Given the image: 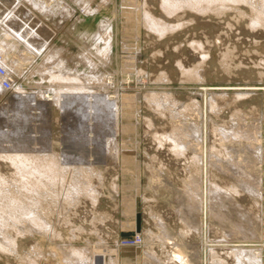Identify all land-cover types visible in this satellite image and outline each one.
Masks as SVG:
<instances>
[{
    "label": "rangeland",
    "instance_id": "1",
    "mask_svg": "<svg viewBox=\"0 0 264 264\" xmlns=\"http://www.w3.org/2000/svg\"><path fill=\"white\" fill-rule=\"evenodd\" d=\"M48 1L53 7H56L54 0ZM63 1L74 9V15H69L63 22H53L54 16H52L53 20L48 18L50 16L45 11H34L39 20L54 30L42 54L30 53L24 49L23 45L15 46L10 49V52L8 50V52L2 53L7 58H5L6 62L14 67L11 71L14 79L13 85L17 86L18 84L26 91L33 92L37 89L46 90L48 84L51 86V83L55 86L65 83V81H58L57 79L51 80L53 82L50 81V73L57 71V68L52 59L50 57L47 59L45 55L49 54L50 49L55 48L65 50L64 52L62 49V56L66 53L64 57L71 69L68 71L71 74L74 72L82 74L83 72L82 76L84 77L90 73V68L81 62V55L85 54L97 65L96 70L99 74L113 76V83L109 86L110 88H102L103 79L100 82L99 80H91L90 84L99 88L97 92L99 97L104 96L106 92L109 95L113 94L118 87V102L122 110L118 122L119 127L117 133L114 134L116 126L113 117H111L113 112L109 109L106 110L109 107L106 105L103 107L100 105V107L96 104L94 109L91 108L94 116L90 115L88 113L90 109L85 107L84 112L87 118L81 120L80 125L82 126H77L75 124L78 121V113L75 111L79 106L77 102L68 109L62 110L51 101L45 100L39 102L41 104L39 108V104L36 106L24 97V104L19 103L11 111L9 108H12V104L16 101L13 100L10 92L0 93V149L3 150L0 152H11L14 149L18 150L21 146L25 148V152H31L29 154L37 156L39 161L41 159L47 161L51 156L50 154L54 152L57 155L54 157L56 156L58 159L60 156L59 160L61 159L58 160V164L61 162L58 167L61 171L56 168L57 171H60V175H58L60 178L57 176L53 180V184L50 182L51 185L44 179L45 183H43L45 186L49 185L46 187L49 190L44 188V185L38 186L36 190L20 188L17 185L19 182L17 174L13 173V169H10L2 158L0 159L1 172L9 173L8 179H13L8 180L9 183L4 185L5 191L8 194H11L10 191H12V195L15 194L14 197L16 196L17 199L21 198L25 204L30 203L32 205L33 202L37 201V205H40L31 207L32 210H37L38 213L45 216V220L47 218V221L50 216L48 225H51H49L51 230L47 231L49 235L48 233L45 235L46 232L41 227H35L30 222L28 225L27 222L23 221L26 216L23 213L24 210L10 209L11 207L6 206V201L1 200L3 204L0 207L4 209L2 218L4 220L0 222V240H2L4 233L5 235L9 234L8 236L14 239L15 246L5 242L0 245V264H67L66 258L68 260L71 258L73 260H70L71 262L74 260L77 262L76 256L71 253L73 247L87 249L84 253L87 255L88 262L92 261L94 256L108 253L107 250L111 248L114 250L115 253L110 256L113 259L112 263L110 260V262L108 260L106 262L94 260L95 264H163V262H166L165 264H181V261L178 260V263L173 257L172 251L176 248L183 249L185 256L189 257L187 258L189 264H251V262L264 264V29L258 30L260 27L257 26L250 28L249 16L236 20L232 11L216 16H207L190 11V8L185 7L174 12L175 15L173 13L169 16L162 11L159 4L160 0ZM142 2L144 5L147 4V6L145 5L146 8L154 15L169 23L185 21L187 24V20L190 23L184 25L185 23L182 22V25L174 31L165 33L166 36H159L144 25V21L142 22ZM85 6L90 9L89 13L83 10ZM244 10L250 14L248 8L244 7ZM101 19H108L112 25L110 31L112 46L108 54L98 52L89 46L90 34L97 30V23ZM33 20L35 22L36 19L33 18ZM248 22L249 27L246 26ZM2 35H4L3 26L0 27V38L3 37ZM193 40L202 41V49L208 51L207 56L197 55L191 49L190 44ZM78 53L82 54L79 55ZM179 59L185 67L187 66V69L191 68L189 73L183 74L179 69L177 64ZM54 67L55 69H53ZM50 68L51 70L47 72ZM192 69L197 70L199 76L194 74ZM159 77L164 78L162 80ZM84 80L81 78L78 82L87 85V79L86 82ZM71 81L67 80L66 84H74L75 81ZM69 90L67 89V91ZM148 94L154 97L157 95V98L159 95L165 97L161 99L159 97L160 102L167 106L164 109L165 115H162L155 106H152L154 109L150 107L152 104L149 105L146 100L147 97H150ZM145 95H147L146 98ZM94 98L89 100L96 102L97 100ZM165 99L166 102H164ZM105 100L107 101V99ZM212 100H215L217 105L211 107ZM84 102L81 103L82 107L89 105L85 99ZM94 103L92 102V104ZM198 103L199 105H197ZM168 108H171L172 115ZM97 109L98 111H95ZM97 113H100V116ZM90 116H93V119L90 120ZM101 116L103 122H100ZM18 117L21 119L19 120ZM101 126L103 127L100 128ZM181 126L188 131L194 128L201 130L204 139L202 142L203 152L206 151L208 155L207 159L204 155V162L192 161L189 156H182L184 158L168 156V153L161 152L162 149L158 146L157 136L165 132L170 133L175 128H181ZM219 128L230 131L229 134L227 133V137H221L222 134H218ZM10 129L14 130L11 131ZM15 129L19 130L15 133ZM6 131H11V134L6 133ZM110 133L112 136L114 135L113 139L117 140L119 146V153L116 155L110 154L105 149L107 140L109 137L112 138ZM245 136H249V139H246ZM258 146L263 147L262 158L259 156V160L257 154L253 152ZM233 148H237L242 154L244 151L249 156V161L241 162L235 160L234 156H232L234 159L228 157L226 152L233 150ZM230 152L232 153V151ZM43 153L46 156H42ZM62 158H65L64 161L69 160L68 163L70 164H62ZM228 160L236 163L230 161L231 164ZM231 166L233 169L238 167L235 168L237 174ZM246 171H249V174ZM78 173H80L79 176ZM242 173L247 176L244 177ZM238 174L242 175V178ZM83 175L86 180H83ZM76 176L78 177L75 178ZM80 177L83 182L79 180ZM194 180L196 183H193ZM75 181L79 182L76 184L78 187L80 186L81 191L73 190L76 193L71 192V195L69 193ZM212 182L213 186L211 185ZM243 182L258 188L259 195H249L250 193L242 186ZM214 183L219 187L222 186L219 192L213 189ZM196 184H199L197 187L200 190H197V195L195 194ZM232 185H234L233 188ZM191 186L196 188L192 189ZM57 187L59 188L58 191L54 192ZM85 187L90 189L85 191ZM20 190H22L21 193ZM188 190L190 191L188 192ZM30 193L32 194L30 195ZM53 193L55 196L51 195ZM77 193V196H73ZM80 193L86 194L81 195ZM24 195L28 197L26 198ZM47 195L48 197H46ZM34 197L40 199L36 200ZM42 208L48 211H44ZM137 214L140 216L139 230L136 229ZM18 219H22V221ZM7 227L9 230L6 229ZM20 227L21 229L24 227V230H21ZM18 229L19 232L20 230L22 232L19 233ZM42 230L43 232H41ZM13 231L15 232L14 237L12 236ZM51 232L55 234H51ZM54 235L55 238H53ZM172 244L174 245L172 246ZM11 246L14 249H11ZM242 247L243 249H241ZM251 249L259 260L253 255H249ZM35 250L39 253L36 254ZM245 255L247 256L244 257V260L243 256ZM238 258L241 259V262ZM26 259L28 260L26 261ZM144 259L146 261H143ZM246 260L249 263H245ZM255 260L257 261L255 262ZM182 264L186 263L182 262Z\"/></svg>",
    "mask_w": 264,
    "mask_h": 264
},
{
    "label": "bare ground",
    "instance_id": "2",
    "mask_svg": "<svg viewBox=\"0 0 264 264\" xmlns=\"http://www.w3.org/2000/svg\"><path fill=\"white\" fill-rule=\"evenodd\" d=\"M51 1V0H50ZM55 1V6L56 7H53V5L48 1V0H0V25H2L3 26V31H4V35H2L3 37L2 38H0V66H2L3 67V69L6 71V72H10V74H11V71H13V66H11L10 64H8L7 62H6V57H4V55L2 54L3 52H5V51H7L8 52V50H9V52L11 51L10 49H12L13 47H15V46H18V45H23L24 46V49H26V51H28V52H30V53H35V54H42L43 53V51H45V48L47 47V45H48V43H49V39H50V36L53 34V29L51 28V27H49L47 24H45L42 20H39V18L37 17V15H36V13L34 12L35 10L36 11H39V12H46L50 17H48V18H50V19H52V16H54L53 18H54V20H53V22H59V21H64V19H66L69 15H74V9L67 3V2H65V1H63V0H54ZM62 1V2H61ZM75 2H77L78 0H74ZM82 1V0H81ZM145 2V1H144ZM146 3V2H145ZM159 4H160V6H161V9H162V11L164 12V14H166V15H173V13L174 12H177V11H179V9L180 8H185V7H188V8H190V11L192 10V11H194V12H197V13H199V14H201V15H207V16H210V15H214V16H216L217 14H220V13H225V12H228V11H232V14L234 15V17H235V19L237 20H240L241 18L243 19V18H246V17H248L249 18V21H250V23H251V26H250V28H255L256 26L257 27H260V28H258V30L259 29H264V0H160V2H159ZM146 6H147V4H145ZM144 5V3L142 2V10H141V16H142V22L144 21V25H146L149 29H151V30H153L155 33H157V35H159V36H163V35H165V33H167V32H169V31H174L177 27H180V25H182V22H184L185 24L184 25H187V24H189L190 23V21H188L187 20V24H186V22L185 21H181V23H169L168 21H165V20H163L162 18H160V17H157L156 15H154L149 9H147L146 8V6ZM138 6V5H137ZM244 7H246V8H248V10H250V14L247 12V11H245L244 10ZM188 8H186V9H188ZM182 9V10H183ZM83 10H85V11H90V9H88L87 8V6H85L84 7V9ZM189 11V10H188ZM189 11V12H190ZM76 12V11H75ZM89 13V12H88ZM91 13V12H90ZM183 13V12H182ZM176 13H174V15H175ZM184 15V14H183ZM166 17V16H165ZM172 17V16H171ZM33 18L34 19H36L35 20V22H33L34 20H33ZM77 19H79V17H77ZM171 19V18H170ZM33 20V21H32ZM190 20V19H189ZM175 22V21H174ZM189 22V23H188ZM192 22V21H191ZM56 25V24H55ZM144 25H143V27H144ZM2 26H0V27H2ZM57 26V25H56ZM246 26H248L249 27V22L246 24ZM111 27H112V25H111V23L109 22V20L108 19H101V20H99L98 21V23H97V30L96 31H94L92 34H90V42H89V46H91V47H93L94 49H96L98 52H103V53H105V54H108L109 53V51H111V46H112V44H111ZM183 27V26H182ZM182 29V28H181ZM150 30V31H151ZM252 30V29H251ZM255 30V29H254ZM152 31V32H153ZM153 32V33H154ZM248 32H249V30H248ZM175 33V32H174ZM166 36V35H165ZM164 36V37H165ZM168 36V35H167ZM9 38H11V39H9ZM88 38V37H87ZM88 42V41H87ZM101 44H103V46H101ZM189 44V43H188ZM205 44V43H204ZM189 47V46H188ZM190 47H191V49L193 50V51H195L196 53H197V55H199V54H202V56H207L208 55V51H204V49H202L203 48V46H202V41L200 42V40H193L192 41V43L190 44ZM18 48V47H17ZM60 48V47H59ZM16 49V48H15ZM63 49V48H62ZM62 49H50L49 51H48V53L49 54H46L45 56H46V58L47 59H52V61L56 64V65H54L56 68H57V71H54V72H51L50 73V78L48 77V79H50V81L51 80H53V79H57L58 81H65V83H61V84H58V85H54L53 83H51V82H53V81H51L50 83H51V86L48 84V88L46 89V90H39V89H37L36 91H33V92H30L29 90L28 91H26L25 89H23L20 85L18 86V84H17V86H15V85H11V84H9V87L8 88H6L5 86H3V84H2V80H0V93H2V92H10L11 93V95H12V97H13V100L14 101H16V103H14V104H12V108H9V110H13L19 103H23L24 104V97H26V98H28L29 99V101L28 102H31V103H33V104H39V102L40 101H45V100H49V101H51L52 103H54V104H56L57 106H59L60 107V109H62V110H64V108H69L73 103H79L78 105V107H77V109L75 110L76 111V113H78L77 114V117H78V121L77 122H75V124L77 125V126H82V125H80V123L82 122L81 120H84V118L86 119L87 117H85V112H84V109H85V107H88L90 110L88 111V109H87V111H88V113L91 115L93 112H92V110H91V108H93L94 109V106L97 104L98 106H104V105H106V106H109L106 110H108L109 109V111H111L112 110V112H113V114H112V116L111 117H113V119H114V121H113V119H112V121L114 122V124H115V126H116V130H115V132H114V134L115 133H117V131H118V127H119V124H118V122H119V118H120V113H121V106L119 105V102H118V87H116V89H115V91H114V93L113 94H111V95H109V93L108 92H106L105 93V95L104 96H101V97H99L98 96V94H97V92H98V87L97 86H95L94 84H90V81L92 80V81H94V80H99V82H100V80H102L103 81V84H101L102 85V88H104V89H106V88H108L109 86H111V84L113 83V76H102V74H99L98 73V70H96L97 69V65L91 60V59H89V57L88 56H86L85 54H83V55H81V54H79V55H81V62L82 63H84L88 68H90V73H87L84 77L82 76V74H83V72H82V74H80V73H78L77 71V73H70L69 71L71 70L69 67H68V63H67V61H66V59H65V55H66V53H65V55L64 56H62V54H63V50ZM206 50V49H205ZM21 51V50H20ZM192 51V52H193ZM25 52V51H24ZM64 52H65V50H64ZM190 52V51H189ZM71 53V52H70ZM7 54V53H6ZM95 54V53H94ZM3 55V56H2ZM49 55V56H48ZM69 55V54H68ZM73 55V54H72ZM76 55V54H75ZM48 56V57H47ZM69 56H71V54L69 55ZM95 56V55H94ZM108 56V55H107ZM22 57H24V56H22ZM50 57V58H49ZM77 57V56H76ZM6 58V59H5ZM31 58H32V56H31ZM30 58V59H31ZM45 58V59H46ZM73 58V57H72ZM78 58H79V56H78ZM22 59V58H21ZM24 59V58H23ZM27 59V58H26ZM29 59V60H30ZM71 59V58H70ZM108 59V58H107ZM200 59H202L201 57H200ZM208 59V58H207ZM28 60V59H27ZM69 60V59H68ZM10 61V60H9ZM70 61V60H69ZM76 61V60H75ZM183 61V60H182ZM201 61V60H200ZM22 62V61H21ZM53 62H51V63H53ZM80 62V61H79ZM14 63V62H13ZM75 63V62H74ZM74 63H72V64H74ZM263 63V62H262ZM177 64H178V66H179V69L182 71V73L184 74V73H189L190 71H191V68L190 69H187V66L185 67L184 66V64L181 62V59H179V60H177ZM18 65H19V63H18ZM53 65V64H52ZM199 65V64H198ZM51 67V66H50ZM55 67L53 68V69H55ZM76 67V66H75ZM74 67V68H75ZM189 67V66H188ZM29 68V67H28ZM48 68V67H47ZM39 69V68H38ZM70 69V70H69ZM82 69V68H81ZM95 69V70H94ZM196 69V68H195ZM51 70V68L49 69V70H47V72L48 71H50ZM69 70V71H68ZM86 70V69H85ZM23 71V70H22ZM163 71V70H162ZM180 71V72H181ZM192 71L194 72V74H198V71L197 70H193L192 69ZM15 72V71H14ZM13 72V73H14ZM12 73V74H13ZM86 73V72H85ZM47 74V73H46ZM49 74V73H48ZM193 74V75H194ZM262 74V73H261ZM200 75H202V74H200ZM9 75H7V77H8ZM42 76V75H41ZM45 76V75H44ZM198 76H199V74H198ZM17 77V76H16ZM161 77H162V75H161ZM161 77H159V78H161ZM10 78V77H9ZM81 78H83V79H87V85H85V84H83V83H81V82H78V81H80V79ZM164 78V77H163ZM163 78H161L162 80H163ZM18 79V78H17ZM198 79V78H197ZM200 79H202V78H200ZM12 80H14L13 79V77H12V75H11V78H10V81L12 82ZM67 80H72L71 82H73V81H75L74 82V84H66V81ZM84 80V81H85ZM95 81V82H96ZM101 81V82H102ZM145 81V80H144ZM184 81V80H183ZM86 82V81H85ZM84 82V83H85ZM163 82V81H162ZM70 83V82H69ZM12 84H13V82H12ZM20 84V83H19ZM52 85H54V86H52ZM50 86V87H49ZM40 88H41V86H40ZM110 88V87H109ZM43 89V88H42ZM67 89L69 90V89H71V90H69V91H67ZM246 89V88H245ZM108 90V89H107ZM170 90V89H169ZM136 92V91H135ZM151 92V91H150ZM104 93V92H103ZM146 93V92H145ZM152 93V92H151ZM166 93V92H165ZM170 93V92H169ZM214 93V92H213ZM239 93V92H238ZM246 93V92H245ZM102 93H100V95H101ZM167 94V93H166ZM214 94H216V93H214ZM103 95V94H102ZM148 95H150V94H148ZM165 95V94H164ZM163 95V96H164ZM239 95H240V93H239ZM243 95V94H242ZM146 96L147 95H145V98H146ZM157 96V95H156ZM154 97V96H152V95H150V97L148 98L147 97V101H148V103H149V105H151L150 107L152 108V106H155L156 108H158L159 110H160V112L162 113V115L164 114V109H165V107H167V106H164L161 102H160V99L161 98H165V97H160V95H159V97H160V99H159V97L157 98V97ZM217 96V95H216ZM215 96V97H216ZM94 98V97H96V98H94V99H96L97 101V103L95 102V101H93V100H89V99H91V98ZM168 97V96H167ZM218 98V97H217ZM216 98V99H217ZM84 99L86 100V103H89V105L87 104V106H81L83 103L82 102H84ZM105 99H107V101L105 100ZM169 99V98H168ZM225 99V98H224ZM27 100V99H26ZM25 100V103L27 102ZM145 100V99H144ZM163 100V99H162ZM94 103V104H92V102ZM169 101V103H170V100H168ZM175 101V100H174ZM208 101V100H207ZM164 102H166V99L164 100ZM200 102V101H199ZM82 103V104H81ZM85 103V102H84ZM101 103V104H100ZM147 103V102H146ZM151 103V104H150ZM176 103V102H175ZM183 103V102H182ZM195 103H196V101H195ZM172 104V103H171ZM227 104V103H226ZM35 105H34V107H35ZM36 105V106H37ZM41 104H39L38 105V107L40 106ZM96 105V106H97ZM197 105H199V103L197 104ZM210 105H211V107H213L214 105H217V102L215 101V100H212V102L210 103ZM100 106V107H101ZM147 106V105H146ZM191 106V105H190ZM149 107V106H148ZM149 107V108H150ZM224 107H225V105H224ZM40 108V107H39ZM76 108V107H75ZM98 108V107H97ZM147 108V107H146ZM198 108V107H197ZM99 109H101V108H99ZM103 109V108H102ZM152 109H154V108H152ZM167 109V108H166ZM171 108H168V110L170 111V114L172 115L173 113L171 112V110H170ZM199 109V108H198ZM227 109V108H226ZM70 110V109H69ZM155 110H157V109H155ZM173 110V109H172ZM185 110V109H184ZM86 111V110H85ZM86 111V112H87ZM95 111H98V109L97 110H95ZM168 111V112H169ZM190 111V110H189ZM194 111V110H193ZM239 111V110H238ZM241 111V110H240ZM102 112V111H101ZM111 112V113H112ZM166 112H167V110H166ZM198 112V111H197ZM214 112V111H213ZM13 113V112H12ZM68 113V112H67ZM88 113H87V115H88ZM106 113H108V112H106ZM178 113V112H177ZM191 113V112H190ZM215 113V112H214ZM66 114V113H65ZM98 114V113H97ZM97 114H95L96 116H97ZM100 114V113H99ZM98 114V115H99ZM157 114V113H156ZM166 114V113H165ZM164 114V115H165ZM179 114V113H178ZM182 114V113H181ZM185 114V113H184ZM93 115V114H92ZM106 115V114H105ZM109 115V114H108ZM111 115V114H110ZM198 115H199V113H198ZM207 115V114H206ZM235 115H236V113H235ZM17 116H19V115H17ZM21 116V115H20ZM94 116V115H93ZM92 116V117H93ZM100 116V115H99ZM104 116V115H103ZM176 116V115H175ZM181 116V115H180ZM179 116V117H180ZM187 116V115H186ZM237 116V115H236ZM72 117V116H71ZM91 117V116H90ZM90 118V120L91 119H93V118ZM197 117V116H196ZM232 117V116H231ZM234 117V116H233ZM19 118V117H18ZM75 118V117H74ZM89 118V117H88ZM97 118V117H96ZM177 118H178V116H177ZM241 118V117H240ZM239 118V119H240ZM14 119V118H13ZM12 119V120H13ZM17 119V118H16ZM15 119V120H16ZM21 118H19V120H20ZM24 119V118H23ZM63 119V118H62ZM98 119V118H97ZM101 121L100 122H103V117L101 116ZM99 119V120H100ZM181 119V118H180ZM210 119V118H209ZM18 120V121H19ZM64 120V119H63ZM173 120V119H172ZM195 120V119H194ZM193 120V121H194ZM200 120V119H199ZM234 120V119H233ZM14 121V120H13ZM75 121V120H74ZM73 121V122H74ZM106 121V120H105ZM170 121V120H169ZM213 121V120H212ZM211 121V122H212ZM59 122V121H58ZM113 122H112V125H113ZM171 122V121H170ZM173 122V121H172ZM233 122V121H232ZM241 122V121H240ZM16 123H17V121H16ZM22 123V122H21ZM69 123H71V122H69ZM107 123V122H106ZM147 123V122H146ZM236 123V122H235ZM234 123V124H235ZM75 124H74V126H75ZM101 124H103V123H101ZM150 124V123H149ZM210 124V123H209ZM215 124V123H214ZM238 124V123H237ZM242 124H243V122H242ZM241 124V125H242ZM244 124H246V123H244ZM71 125H73V124H71ZM71 125H70V127H71ZM85 125V124H84ZM178 125V124H177ZM176 125V127H178ZM223 125H225V124H223ZM233 125V124H232ZM23 126V125H22ZM106 126V125H105ZM114 126V127H115ZM149 126V125H148ZM171 126H172V124H171ZM184 126V125H183ZM190 126V125H189ZM196 126V125H195ZM68 127V126H67ZM103 126H101L100 128H102ZM111 127V126H110ZM113 127V126H112ZM150 127V126H149ZM191 127V126H190ZM219 127V126H218ZM227 127V126H226ZM225 127V128H226ZM238 127H240V126H238ZM9 128V127H8ZM14 128H16V127H14ZM73 128V127H72ZM99 128V127H98ZM212 128V127H211ZM230 127H228V130H230L229 129ZM234 128V127H233ZM63 129V128H62ZM69 129V128H68ZM71 129V128H70ZM115 129V128H114ZM11 130V129H10ZM12 130H14V129H12ZM11 130V131H12ZM19 130V129H18ZM17 129H15V133L18 131ZM75 130V129H74ZM171 130H172V128H171ZM217 130V129H216ZM234 130V129H233ZM233 130H231V131H233ZM11 131H6V133L8 132V134L11 132ZM76 131V130H75ZM99 131V130H98ZM0 132H1V130H0ZM73 132V131H72ZM71 132V133H72ZM111 132V131H110ZM228 132H230V131H227V130H225L224 128H219V130H218V134L219 133H221L222 135H221V137H227L226 135H228L229 133ZM244 132V131H243ZM242 132V133H243ZM21 133V132H20ZM228 133V134H227ZM233 133V132H232ZM232 133H230V135L232 134ZM11 134V133H10ZM67 134V133H66ZM111 134V133H110ZM146 134V133H145ZM158 134V133H157ZM161 134V133H160ZM217 134V135H218ZM233 134H235V133H233ZM232 134V135H233ZM237 134H238V132H237ZM13 135V134H12ZM154 135H156V134H154ZM111 136H112V134H111ZM207 136V135H206ZM219 136V135H218ZM240 136H243V134H240ZM247 136V135H246ZM245 136V137H246ZM113 137H114V135L112 136V138L111 137H109V139L107 140V142L106 141H104V142H106V145H105V149H107L108 150V152L110 153V154H114V155H116L117 153H119V146H118V143L116 142L117 140H114L113 139ZM116 137V136H115ZM220 137V136H219ZM237 137V136H236ZM238 137H239V135H238ZM244 137V138H245ZM249 137V136H248ZM248 137H246V139L248 138ZM211 138V137H210ZM213 138V137H212ZM222 139V138H221ZM227 139V138H226ZM245 139V140H246ZM249 139V138H248ZM156 140V139H155ZM203 135L201 134V130H199V128H194V129H192L191 131H188V130H186L185 128H182V126H181V128L179 127V128H175L173 131H171L170 133H164V134H162V135H159V136H157V142H158V146H159V148L160 149H162V151L161 152H166V153H168V156L169 155H172V156H189V157H191V159H192V161L194 160V161H197V162H204V155H205V159H207V157H208V155H207V152L205 151V153L203 152V146H202V142H203ZM237 140V139H236ZM10 141V140H9ZM61 141V140H60ZM240 141V140H239ZM223 142V141H222ZM249 142V141H248ZM213 143V142H212ZM228 143H229V141H228ZM235 143H236V141H235ZM222 144V143H221ZM249 144V143H248ZM225 145V144H224ZM231 145V144H230ZM238 145H239V143H238ZM213 146V145H212ZM223 147V146H222ZM234 147V146H233ZM246 147V146H245ZM248 147V146H247ZM206 148V147H205ZM216 148V147H215ZM230 148V147H229ZM241 148V147H240ZM249 148V147H248ZM212 149V148H211ZM228 149V148H227ZM231 149H232V147H231ZM1 150V149H0ZM9 150H11V149H9ZM46 150H48V149H46ZM103 150H104V148H103ZM1 151H3V150H1ZM217 151V150H216ZM230 151H232V153L230 152ZM228 150L226 153H227V155H228V157H231L232 158V156H234L236 159L235 160H238V161H241V162H246V161H249V156L247 155V154H245L244 153V151H243V154L237 149V148H233V150ZM65 152V151H64ZM209 152V151H208ZM255 154H257V156H258V160H259V156H260V158H262V154H263V147H261V146H258L257 148H256V150H254L253 151ZM2 153V154H1ZM29 153H31V152H29ZM29 153H27V152H25V148L24 147H21L20 146V148L18 149V150H16V149H14L13 151H11V152H5V153H3V152H0V159L2 158L5 162H6V165L11 169H13V173L14 174H17V177H19L18 178V186L20 187V188H23V189H26V190H36L37 188H38V186H41V185H44V179L47 181V182H49V184H50V182H51V184H53V180L58 176V175H60V171H61V169L60 168H58L59 167V165L61 164V162H60V164H58V162L61 160H59V157H58V159H56V154H50L51 156L49 157V159L46 161V160H44V161H42V157L40 158L41 159V161H39L38 159L39 158H37V156H35V155H32V154H29ZM50 153V152H49ZM216 153V152H215ZM59 154V153H58ZM225 154V153H224ZM223 154V155H224ZM38 155V154H37ZM45 154L43 153V155L42 156H44ZM54 155H56L55 157H54ZM38 156V157H39ZM46 156V155H45ZM66 156V155H65ZM68 156V155H67ZM216 156H217V154H216ZM220 156V155H219ZM226 156V155H225ZM62 157V156H61ZM211 157V159H212V156H210ZM47 158V157H46ZM66 158V157H65ZM65 158H62L63 160H62V164H64V163H68V161L69 160H67L66 159V161H64L65 160ZM68 158V157H67ZM70 158V157H69ZM166 158V157H165ZM182 158H184V157H182ZM215 158V157H214ZM213 158V159H214ZM220 158V157H219ZM223 158H225V157H223ZM108 159V158H107ZM220 159H222V158H220ZM219 159V160H220ZM232 159H234V158H232ZM59 160V161H58ZM76 160V159H75ZM190 160V159H189ZM216 160V159H215ZM77 161V160H76ZM169 161V160H168ZM178 161V160H177ZM209 161V160H208ZM217 161V160H216ZM222 161V160H221ZM231 160H228V162H230ZM190 162V161H189ZM196 162V163H197ZM211 162H213V161H211ZM232 162V161H231ZM230 162V163H231ZM235 161H233L232 163H234ZM75 163V162H74ZM78 163V162H77ZM83 163V162H82ZM92 163V162H91ZM193 163V162H192ZM205 163H206V161H205ZM214 163V162H213ZM227 163V162H226ZM230 163H228V164H230ZM231 163V164H232ZM236 163V162H235ZM234 163V164H235ZM238 163H240V162H238ZM68 164H70V163H68ZM240 164H242V163H240ZM245 164V163H244ZM243 164V165H244ZM247 164V163H246ZM89 165H90V163H89ZM203 165V164H202ZM226 165V164H225ZM247 165H249V164H247ZM6 166V167H7ZM67 166V165H66ZM80 166V165H79ZM87 166V165H86ZM206 166V165H205ZM219 166V165H218ZM234 166V165H233ZM238 166H240V165H238ZM246 166V165H245ZM64 167V166H63ZM93 167V166H92ZM237 167V166H236ZM235 167V168H236ZM56 168H58L60 171H57L56 170ZM61 168H62V166H61ZM77 168V167H76ZM88 168V167H87ZM91 168V167H90ZM231 168H232V166H231ZM233 169V171H235V173L237 172V168L236 169ZM249 168V167H248ZM3 169V168H2ZM66 169H68V168H66ZM84 169V168H83ZM86 169V168H85ZM163 169V168H162ZM203 169V168H202ZM225 169V168H224ZM223 169V170H224ZM227 169V168H226ZM242 169V168H241ZM243 169H244V166H243ZM69 170V169H68ZM91 170V169H90ZM206 170V169H205ZM239 170H240V167H239ZM238 170V171H239ZM67 171V170H66ZM92 171V170H91ZM204 171V170H203ZM7 172V171H6ZM62 172H64L65 173V171L64 170H62ZM61 172V173H62ZM84 172H85V170H84ZM87 172V171H86ZM247 172V171H246ZM249 172V171H248ZM247 172V174H249ZM12 173V174H13ZM59 173V174H58ZM81 173V172H80ZM80 173H78V176L80 175ZM9 174V173H8ZM8 174H5V172H1V169H0V205L1 204H3L2 203V201L1 200H5L6 201V206H8L10 209H18V210H24L23 211V213L26 215L25 216V220H23L24 222H27V224H28V222H30V224H34V226L35 227H41L43 230H45V235H47V233H48V235H49V232H47L48 230H51V225L49 226L48 225V221L50 220L49 218H50V216H49V218H48V221H47V218H46V220H45V216H43L41 213H38L37 212V210L36 211H34V210H32V208L31 207H35V206H37L38 207V205H40V204H38L37 205V201H35V202H33V204L32 205H30V203H28V204H25L23 201H21V198L20 199H17L16 198V196L14 197V195L15 194H13L12 195V191H10L11 192V194H8L7 193V191H5V189H4V187L6 186L5 184L8 182V180H10V179H12V178H9L8 179V177L9 176H7ZM73 174V173H72ZM75 174V173H74ZM88 174V176H89V173H87ZM92 174V173H91ZM100 174V173H99ZM210 174V173H209ZM237 174V173H236ZM11 175V174H10ZM77 175V174H76ZM93 175V174H92ZM239 176H240V174H238ZM242 175H243V173H242ZM241 175V176H242ZM12 176V175H11ZM14 177H16V175H13ZM62 176V175H61ZM65 176V175H64ZM64 176H63V178H64ZM66 176H67V173H66ZM78 176H76L75 178H77ZM87 175H85V177H86ZM240 176V177H241ZM244 177L245 176H247V175H243ZM59 177V176H58ZM70 177H71V175H70ZM94 177V176H93ZM102 177V176H101ZM60 178V177H59ZM59 178H58V180H59ZM62 178V177H61ZM73 178H74V175H73ZM82 178H83V180H86V179H84V175L82 176ZM87 178V177H86ZM89 178V177H88ZM159 178V177H158ZM242 178V177H241ZM240 178V179H241ZM17 179V178H16ZM16 179H15V181H16ZM96 179V178H95ZM94 179V180H95ZM239 179V180H240ZM13 180V179H12ZM57 180V179H56ZM55 180V181H56ZM58 180L56 181V182H58ZM75 180V179H74ZM78 180V179H77ZM80 181H82L81 180V177H80V179H79ZM99 180V179H98ZM197 180V179H196ZM247 180L249 181V179L247 178ZM11 181V180H10ZM67 181H69V180H67ZM70 181H71V179H70ZM70 181H69V183H70ZM158 181H160V180H158ZM191 181V180H190ZM195 181V180H194ZM193 181V183H196V181L194 182ZM209 181V180H208ZM247 181V182H248ZM12 182H14V181H12ZM44 182V183H43ZM46 182V183H47ZM56 182H54V183H56ZM60 182V181H59ZM62 182H63V180H62ZM78 181H75V184L73 183L72 184V190L70 191V193L69 194H71V192L73 193V194H75L78 190H80L79 189V187H78V184H76ZM83 182V181H82ZM87 182H88V179H87ZM240 182V181H239ZM9 183V182H8ZM43 183V184H42ZM79 183V182H78ZM89 183V182H88ZM241 183H242V181H241ZM50 184V185H51ZM62 184V183H61ZM60 184V185H61ZM71 184V183H70ZM215 184V183H214ZM252 184V183H251ZM5 185V186H4ZM9 185V184H8ZM7 185V186H8ZM46 185H48V184H46ZM84 185H87V184H84ZM88 185H90V184H88ZM186 185V184H185ZM197 185H199V184H196V187H197ZM211 185L213 186V182L211 183ZM234 185H237V184H234ZM234 185H232L231 187L233 188V186ZM10 186H13V185H10ZM17 186V187H18ZM49 186V185H48ZM48 186H45L44 185V188H46V187H48ZM54 187H55V185H53ZM53 186H51V187H53ZM57 186V185H56ZM66 186V185H65ZM69 186V185H68ZM71 186V185H70ZM82 186H83V184H82ZM81 186V187H82ZM194 186V185H193ZM193 186H191L192 187V189H195L196 187H194L193 188ZM227 186V185H226ZM246 190H247V192H249L250 194L249 195H254V196H258L259 195V189L258 188H256V187H253V186H250L249 185V183L247 184V183H244L243 182V185H242ZM67 187V186H66ZM96 187V186H95ZM201 187V186H200ZM211 187V186H210ZM220 187H222V186H220ZM218 185H216L215 184V186H214V188L213 189H215V191H218L219 192V190H221V188H220ZM9 188V187H8ZM42 188V187H41ZM63 188V187H62ZM83 188V187H82ZM81 188V189H82ZM89 187H85V191H86V189H88ZM114 188V187H113ZM116 188V187H115ZM198 188L199 187H197V189H195L196 191H195V194L197 195V190H198ZM212 188V187H211ZM11 189V188H10ZM22 189V190H23ZM40 189V188H39ZM47 189V188H46ZM45 189V190H46ZM55 189V188H54ZM54 189H51V190H53L54 191ZM58 187H57V190H55L54 192H57L58 191ZM67 190H68V188H66ZM90 189V188H89ZM88 189V190H89ZM187 189H189V188H187ZM229 189V188H228ZM235 189H237L236 188V186H235ZM12 190V189H11ZM14 190V189H13ZM22 190H20V193H21V191ZM47 190H49V189H47ZM73 190H75L76 192L74 193V191ZM18 191V190H17ZM81 191V190H80ZM96 191V190H95ZM190 190H188V192H189ZM193 191V190H192ZM198 191H200V190H198ZM212 191V190H211ZM225 191V190H224ZM237 191V190H236ZM241 191V190H240ZM33 192V191H32ZM34 192H36V191H34ZM50 192V191H49ZM60 192V191H59ZM58 192V193H59ZM62 192V191H61ZM68 192V191H67ZM97 192V191H96ZM96 192H95V194H96ZM209 192V191H208ZM217 192V193H218ZM19 193V192H18ZM25 193H27V191H25ZM57 193V194H58ZM92 193V192H91ZM244 193V192H243ZM17 194V193H16ZM32 193H30V195H31ZM44 194H45V191H44ZM46 194H48L47 192H46ZM56 194V193H55ZM63 194H65V193H63ZM81 194V193H80ZM79 194V195H80ZM83 195L84 194H86V193H82ZM81 194V195H82ZM95 194H94V196H95ZM193 194V193H192ZM221 194V193H220ZM223 194V193H222ZM232 194V193H231ZM29 195V194H28ZM34 195V194H33ZM38 195V194H37ZM42 195V194H41ZM51 195H54V193L53 194H51ZM72 195V194H71ZM78 195V193L76 194V195H73V196H77ZM99 195V194H98ZM184 195V194H183ZM196 195H195V198H196ZM234 195V194H233ZM247 195V194H246ZM24 196H26V198L28 197L27 195H24ZM43 196V195H42ZM55 196V195H54ZM53 196V197H54ZM57 196H59V195H57ZM65 196H66V194H65ZM67 196H69V197H71L70 195H67ZM86 196H88V197H90L89 195H86ZM86 196H84L85 198H86ZM97 196V195H96ZM177 196V195H176ZM175 196V197H176ZM219 196H221V195H219ZM39 197V196H38ZM46 197H48V195L46 196ZM63 197H64V195H63ZM92 197V196H91ZM197 197H199V196H197ZM19 198V197H18ZM35 198V197H34ZM57 198H59V197H57ZM56 198V199H57ZM61 198V197H60ZM68 198V197H67ZM76 198V197H75ZM78 198V197H77ZM79 198H81V196H79ZM83 198V197H82ZM225 198V197H224ZM241 198H243V197H241ZM255 198V197H254ZM30 199V198H29ZM36 199V198H35ZM38 199H40V198H38ZM38 199H36V200H38ZM45 199V198H44ZM50 199V198H49ZM54 199H55V197H54ZM62 199V198H61ZM61 199H60V201H61ZM70 199V198H69ZM199 199V198H198ZM24 200V199H23ZM31 200V199H30ZM65 200V199H64ZM68 200V199H67ZM194 200V199H193ZM197 200V199H196ZM33 201V200H32ZM51 201H53V200H51ZM55 201H57V200H55ZM63 201V200H62ZM70 201V200H69ZM76 201V200H75ZM84 201V200H83ZM96 201V200H95ZM39 202H41V201H39ZM48 202V201H47ZM58 202V201H57ZM66 202V201H65ZM64 202V203H65ZM74 202V201H73ZM98 202V201H97ZM69 203V202H68ZM70 203H71V201H70ZM199 203V202H198ZM218 203V202H217ZM73 204V203H72ZM93 204V203H92ZM95 204V203H94ZM41 205H43L42 203H41ZM78 205V204H77ZM195 205V204H194ZM57 206V205H56ZM199 206V205H198ZM4 207V206H3ZM42 207V206H41ZM51 207H53V206H51ZM64 207V206H63ZM182 207V206H181ZM8 208V209H9ZM45 208H47V207H45ZM192 208V207H191ZM191 208H189V209H191ZM43 209V208H42ZM183 209V208H182ZM211 209V208H210ZM44 210V209H43ZM179 210V209H178ZM192 210V209H191ZM215 210V209H214ZM9 211V210H8ZM13 211V210H12ZM42 211V210H41ZM44 211H48V210H44ZM189 211V210H188ZM197 211V210H196ZM4 209L2 208V207H0V222L1 221H3L4 219H2L3 218V216H4ZM183 212V211H182ZM211 212V211H210ZM46 213V212H45ZM49 213V212H48ZM190 213V212H189ZM215 213V212H214ZM179 214V213H178ZM208 214H209V212H208ZM225 214V213H224ZM260 214H261V210H260ZM10 215V214H9ZM183 215V214H182ZM67 216H69V215H67ZM223 216V215H222ZM260 216V215H259ZM7 217V216H6ZM46 217H48V216H46ZM190 217V216H189ZM15 218V217H14ZM62 218V217H61ZM156 218V217H155ZM155 218H153V219H155ZM183 218V217H182ZM243 218V217H242ZM152 219V218H151ZM157 219V218H156ZM18 220H20V221H22V219H18ZM184 220V219H183ZM19 221V222H20ZM190 221H192V220H190ZM12 222V221H11ZM17 222V221H16ZM51 222V221H50ZM159 222V221H158ZM23 223V222H22ZM10 224V223H9ZM11 224H14V223H11ZM20 224V223H19ZM26 224V223H25ZM27 224L25 225V226H27ZM30 224H28V225H30ZM64 224V223H63ZM18 225V224H17ZM17 225H15V226H17ZM23 225V224H22ZM21 225V226H22ZM7 226H10V225H7ZM161 226V225H160ZM200 226V225H199ZM3 228H5L4 226H2ZM17 227H19V226H17ZM16 227V228H17ZM29 227V226H28ZM28 227H26L27 229H28ZM48 227V228H47ZM14 229H15V227H13ZM24 228V227H23ZM22 228V229H23ZM25 228V229H26ZM53 228H55V227H53ZM160 228V227H159ZM244 228V227H243ZM6 229H8L9 230V228L7 227ZM20 229H21V227H20ZM21 229V230H22ZM11 230H13V229H11ZM15 230H17V229H15ZM20 230V232H22ZM24 230V229H23ZM43 230L41 231V232H43ZM193 230H195V229H193ZM240 230H242V229H240ZM84 231V230H83ZM3 232H4V230H3ZM7 232V231H6ZM14 232V231H13ZM18 232H19V229H18ZM19 232V233H20ZM56 232V231H55ZM195 232H196V230H195ZM18 233V234H19ZM37 233V232H36ZM82 233V232H81ZM143 233V232H142ZM246 233V232H245ZM7 234V233H6ZM14 234H15V232L13 233V237H14ZM17 234V233H16ZM29 234V233H28ZM41 234V233H40ZM51 234H55V233H53V232H51ZM57 234V233H56ZM159 234V233H158ZM193 234V233H192ZM197 234V233H196ZM247 234V233H246ZM9 235V234H8ZM8 235H5V233L2 235V240H0V245H3V242H5L6 244H8V243H10V244H12V246H15V241H14V239H12L10 236H8ZM20 235V234H19ZM25 235V234H24ZM145 235H147V234H145ZM167 235V234H166ZM167 236H169V235H167ZM248 236V235H247ZM18 237V236H17ZM23 237V236H22ZM21 237V238H22ZM100 237V236H99ZM173 237V236H172ZM50 238V237H49ZM53 238H55V235H54V237ZM149 238V237H148ZM156 238V237H155ZM164 238H166V237H164ZM163 238V239H164ZM74 239V238H73ZM168 239H170V238H168ZM167 239V240H168ZM17 240V239H16ZM102 240V239H101ZM156 240V239H155ZM160 240H161V238H160ZM166 240V239H165ZM171 240H172V238H171ZM170 240V241H171ZM173 241V240H172ZM175 241V240H174ZM226 241V240H225ZM18 242V241H17ZM156 242V241H155ZM158 242V241H157ZM164 242V241H163ZM176 242V241H175ZM119 243V242H118ZM160 243V242H159ZM167 243V242H166ZM169 243V242H168ZM98 244V243H97ZM152 244V243H151ZM156 244V243H155ZM198 244V243H197ZM202 244V243H201ZM169 245V244H168ZM174 244H172V246H173ZM175 245H176V243H175ZM206 245V244H205ZM10 246V245H9ZM11 246V249H14L13 247ZM71 246V245H70ZM117 246V245H116ZM227 246V245H226ZM36 247V246H35ZM72 247V246H71ZM184 247V246H183ZM7 248V247H6ZM32 248H33V246H32ZM60 248H62V247H60ZM101 248V247H100ZM99 248V249H100ZM176 248V247H175ZM189 248V247H188ZM5 249V248H4ZM38 249V248H37ZM41 249V248H40ZM66 249V248H65ZM69 249V248H68ZM186 249V248H185ZM221 249V248H220ZM238 249V248H237ZM241 249H243V247L241 248ZM32 250V249H31ZM67 250V249H66ZM65 250V251H66ZM70 250V249H69ZM87 250V249H86ZM86 250H83V248L82 249H78V248H71V253H72V255L74 254L75 256V258H77V262L74 260V262H71L70 260H72L71 258H70V260H68V258H66L67 259V264H95L96 262H93L94 260L96 261V260H103V261H105L106 262V260H110L111 261V263H112V261H113V259L110 257L112 254H114L115 252H113L114 250H112V248L110 249V250H107V252L108 253H105V254H100V255H98V256H94V257H92V261H90V262H88L87 260V255L84 253V251H86ZM176 250V251H175ZM183 250V249H182ZM182 250H180V249H174L173 251H172V253H174L173 254V257H175L176 258V260L178 261H181V264H182V262H185L186 264H189V260H187V258H189V257H186L185 255L186 254H184V252L182 251ZM189 250V249H188ZM200 250V249H199ZM228 250V249H227ZM7 251V250H6ZM103 251V250H102ZM106 251V250H105ZM175 251V252H174ZM209 251V250H208ZM218 251V250H217ZM12 252H13V250H12ZM35 252H36V254H38L39 252H37V250H35ZM34 252V253H35ZM245 252V251H244ZM10 253H11V251H10ZM14 253V252H13ZM15 253H18V252H15ZM54 253V252H53ZM68 253H69V251H68ZM235 253V252H234ZM246 253V252H245ZM27 254H28V252H27ZM26 254V255H27ZM55 254V253H54ZM153 254V253H152ZM211 254V253H210ZM213 254H215V253H213ZM229 254V253H228ZM253 255L254 256V258H257L256 257V255H255V253H253L252 252V249H251V251H249V255ZM14 255V254H13ZM16 255V254H15ZM35 255V254H34ZM40 255H41V253H40ZM39 255V256H40ZM67 255V254H66ZM68 256H70L69 254H68ZM170 256V255H169ZM237 256V255H236ZM247 255H245V256H243V259H244V257H246ZM252 256V257H253ZM28 257H30V256H28ZM36 257V256H35ZM70 257H72L73 258V256H70ZM171 257H172V255H171ZM215 257V256H214ZM64 259H65V257H63ZM197 258V257H196ZM195 258V259H196ZM220 258H221V256L218 258L219 260H220ZM223 258V257H222ZM253 258V259H254ZM21 259H23V258H21ZM40 259V258H39ZM63 259V260H64ZM171 259V258H170ZM212 259V258H211ZM28 259H26V261H27ZM193 260V259H192ZM222 260V259H221ZM227 260V259H226ZM233 260V259H232ZM238 260L241 262V259L240 258H238ZM245 260V259H244ZM244 260H243V262H244ZM257 260H259L258 258H257ZM257 260H255V262L257 261ZM23 261H24V259H23ZM73 261V260H72ZM109 261V262H110ZM143 261H146V259H144ZM168 262H170L169 260H167ZM179 261H178V263H179ZM216 261V260H215ZM40 262V261H39ZM64 262V261H63ZM115 262V261H114ZM116 262H117V259H116ZM148 262V261H147ZM171 262H172V259H171ZM209 262V261H208ZM218 262V261H217ZM247 262V260L245 261V263ZM28 263V262H27ZM110 263V264H111ZM145 263V262H144ZM166 262H163V264H165ZM173 263V262H172ZM247 263H249V262H247ZM24 264V263H23ZM28 264H31V263H28ZM39 264V263H38ZM109 264V263H108ZM114 264H116V263H114ZM147 264V263H146ZM175 264V263H174ZM191 264V263H190ZM195 264V263H194ZM215 264V263H214ZM217 264V263H216ZM223 264V263H222ZM251 264H253L252 262H251Z\"/></svg>",
    "mask_w": 264,
    "mask_h": 264
},
{
    "label": "built area",
    "instance_id": "3",
    "mask_svg": "<svg viewBox=\"0 0 264 264\" xmlns=\"http://www.w3.org/2000/svg\"><path fill=\"white\" fill-rule=\"evenodd\" d=\"M7 75H9L7 77ZM11 78V74L10 72H6L2 66H0V80H2V84L3 86H5L6 88L9 87V84L13 85L12 82L14 83V80H12V82L10 81Z\"/></svg>",
    "mask_w": 264,
    "mask_h": 264
},
{
    "label": "water",
    "instance_id": "4",
    "mask_svg": "<svg viewBox=\"0 0 264 264\" xmlns=\"http://www.w3.org/2000/svg\"><path fill=\"white\" fill-rule=\"evenodd\" d=\"M136 229H140V216L139 214L136 215Z\"/></svg>",
    "mask_w": 264,
    "mask_h": 264
}]
</instances>
